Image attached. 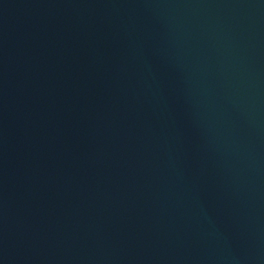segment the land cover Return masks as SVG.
<instances>
[{
  "label": "water",
  "instance_id": "obj_1",
  "mask_svg": "<svg viewBox=\"0 0 264 264\" xmlns=\"http://www.w3.org/2000/svg\"><path fill=\"white\" fill-rule=\"evenodd\" d=\"M0 264H264V0H0Z\"/></svg>",
  "mask_w": 264,
  "mask_h": 264
}]
</instances>
